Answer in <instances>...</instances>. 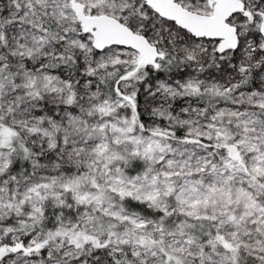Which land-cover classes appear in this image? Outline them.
<instances>
[{"label":"snow or ice","instance_id":"snow-or-ice-1","mask_svg":"<svg viewBox=\"0 0 264 264\" xmlns=\"http://www.w3.org/2000/svg\"><path fill=\"white\" fill-rule=\"evenodd\" d=\"M0 264H264V0H0Z\"/></svg>","mask_w":264,"mask_h":264}]
</instances>
